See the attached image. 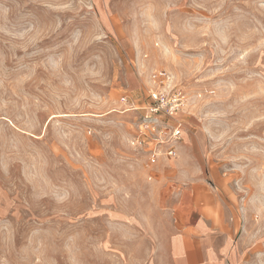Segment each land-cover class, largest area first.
<instances>
[{"label":"rangeland","instance_id":"374dc122","mask_svg":"<svg viewBox=\"0 0 264 264\" xmlns=\"http://www.w3.org/2000/svg\"><path fill=\"white\" fill-rule=\"evenodd\" d=\"M160 70L202 152L192 179L133 145L143 112L121 98ZM180 194L234 204L236 241L244 203L264 232V0H0V264H150ZM236 258L264 264V244Z\"/></svg>","mask_w":264,"mask_h":264},{"label":"crops","instance_id":"0c3cea01","mask_svg":"<svg viewBox=\"0 0 264 264\" xmlns=\"http://www.w3.org/2000/svg\"><path fill=\"white\" fill-rule=\"evenodd\" d=\"M129 87H135L130 82ZM148 94V92H147ZM147 102V96L142 103L128 101L130 109L126 111H139ZM143 114V113H142ZM186 135L173 144L176 151L175 158H167L164 151L167 145L162 146V150L157 161L158 172L165 177L169 166L167 163L174 162V166L181 172L185 179L198 177L202 166V152L197 145V138L191 132L193 122L185 121L183 113L179 116ZM167 146V147H166ZM148 153L150 155V146ZM149 161V160H148ZM151 164V165H153ZM195 185V186H194ZM193 187L202 189V184L195 183ZM171 199V213L166 221V228L161 229L156 226L154 240V252L159 256L152 260L150 264H194L193 255H198L205 264H235L237 258L261 250L264 244V232L260 231L258 240L250 238L251 209L247 205L243 206V234L242 240L236 241V219L234 204L226 200L214 199L211 202H200L194 195H182ZM210 206L204 208V206ZM262 214V213H261ZM260 255V254H259Z\"/></svg>","mask_w":264,"mask_h":264},{"label":"built area","instance_id":"2783aa9c","mask_svg":"<svg viewBox=\"0 0 264 264\" xmlns=\"http://www.w3.org/2000/svg\"><path fill=\"white\" fill-rule=\"evenodd\" d=\"M121 102L128 104L126 97L121 98ZM184 103L182 90L172 84L164 71L151 74L147 102L138 109L143 112L141 132L133 142L137 147L150 146V164L157 161L160 155L159 148L164 145L168 146L164 155L167 158H175L176 151L173 144L181 137L182 123L179 114L184 108Z\"/></svg>","mask_w":264,"mask_h":264},{"label":"bare ground","instance_id":"6f19581e","mask_svg":"<svg viewBox=\"0 0 264 264\" xmlns=\"http://www.w3.org/2000/svg\"><path fill=\"white\" fill-rule=\"evenodd\" d=\"M183 110V109H182ZM182 131V125H181V128H180V132Z\"/></svg>","mask_w":264,"mask_h":264}]
</instances>
